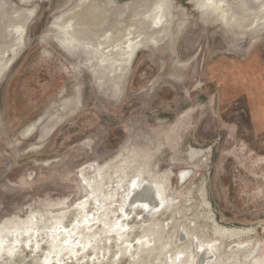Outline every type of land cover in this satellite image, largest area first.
I'll use <instances>...</instances> for the list:
<instances>
[{
  "label": "rangeland",
  "instance_id": "obj_1",
  "mask_svg": "<svg viewBox=\"0 0 264 264\" xmlns=\"http://www.w3.org/2000/svg\"><path fill=\"white\" fill-rule=\"evenodd\" d=\"M89 1L87 48L68 56L55 25ZM145 1L0 0V264H199L197 246L208 264H264L261 13L225 0L241 23L232 38L201 21L196 0H168L173 22L159 34V9L136 12ZM103 34L110 70L93 51ZM128 40L142 48L126 71L115 46ZM100 173L106 226L83 190ZM133 176L165 205L148 222L137 210L121 236L114 188ZM87 215L98 238L68 243Z\"/></svg>",
  "mask_w": 264,
  "mask_h": 264
},
{
  "label": "bare ground",
  "instance_id": "obj_2",
  "mask_svg": "<svg viewBox=\"0 0 264 264\" xmlns=\"http://www.w3.org/2000/svg\"><path fill=\"white\" fill-rule=\"evenodd\" d=\"M223 2L224 0H201V6L205 9H210L213 12H215L220 19L228 26L233 27L234 29L238 30L241 29V23L235 21V12L233 11L232 13H229L228 10H225L223 8ZM157 9L160 10V13L157 11L155 12L153 19L157 24L160 25L158 28V33L162 34L165 29L168 27L169 24V1L168 0H153V1H145L140 3L137 7V13L139 7H143L145 12L147 13V9L149 8L150 4ZM249 6H256L258 7L260 13H261V18L264 23V0H240V4L237 6L238 9H244L246 10L245 13H248V7ZM93 3L91 1L86 2V6L82 8L83 10L81 13H78L75 16L70 17L67 22L63 24V26L60 28V33L68 38L65 39L64 42H62L63 47L67 50L70 51L71 44L69 39H76L77 44L79 47L87 48V46H84L82 44V37L83 36H88V26L93 25V22L95 21L93 19L94 14L96 13L95 11L90 12V9L93 8ZM168 14V15H167ZM146 14L143 12V20L148 24L146 21ZM93 19V20H92ZM62 20V19H61ZM252 23V20H251ZM66 25V26H65ZM78 27H80L78 29ZM74 34H79L80 37H76L73 35ZM103 38V41L99 40L96 47L93 48V51L97 52L99 55H101L100 63L101 64H108L104 70H110L111 68L110 61L111 59H108L107 52L103 50V46L108 42L109 36L103 34L101 36ZM154 40V39H153ZM140 43L137 40H128L126 42V46L122 47L120 44L116 45L115 47L118 48L117 50V59H120L117 61V67L120 68L122 66H125V69L127 71L130 61L137 49L139 47ZM102 49V50H101ZM105 49V48H104ZM113 56V50L111 51ZM120 52V53H119ZM103 72V69H101ZM101 73V72H100ZM139 177H132L130 179H127L124 183L120 182L115 186V195L117 196L118 193H120V198H121V203L119 204V211L121 212L119 215V220L115 221L113 231L112 232H118L121 234V236L125 235L127 233L128 229V223H127V218L132 216L133 214H136L137 210L141 211L140 215V220L142 222H148L150 221L154 214L162 207H164V202L161 200L160 196L158 195L157 191L155 188L149 183V182H142V184H139ZM113 188V187H111ZM96 189L97 188H92L89 185H84L83 190L88 194V198L91 203L95 202L96 203V213H98V223L99 224H104L105 226L110 222H107L106 215L101 214L103 210V207L106 206V204H101V202H105L104 199L100 198L96 194ZM112 191V190H111ZM110 194L108 196V199H110ZM110 201V200H108ZM90 203V204H91ZM84 208V207H83ZM139 211V212H140ZM81 213V212H80ZM84 213V212H83ZM83 216V215H80ZM88 216V215H87ZM94 216H88L84 217L83 220L80 222L77 221L75 226L71 228L73 234L75 235V238L78 236L77 240L76 239H71L68 241V243L74 244L77 242H89L91 240H94L95 238H98L99 234L102 232V229H99L98 231H94L92 233L86 232L87 227H92L96 224L95 219H93ZM57 228H63L59 225ZM68 232V229H63V231ZM69 230V231H70ZM65 232V233H66ZM19 234V232H17ZM15 233V234H17ZM95 234H98V236H95ZM10 234H5L3 239L1 240L2 243H0V252L1 251H7V248L9 246L7 245V237H9ZM16 238V237H15ZM76 243V244H77ZM199 245V244H198ZM239 248V247H238ZM237 248V249H238ZM198 251H200V258H199V264H208L213 260V254L211 253V250L207 249L206 247H201L197 246ZM233 249H236L234 247ZM241 249V248H239ZM133 253H135L136 248L131 247ZM133 255V254H132ZM254 264H257L258 260L253 257Z\"/></svg>",
  "mask_w": 264,
  "mask_h": 264
},
{
  "label": "flooded vegetation",
  "instance_id": "obj_3",
  "mask_svg": "<svg viewBox=\"0 0 264 264\" xmlns=\"http://www.w3.org/2000/svg\"><path fill=\"white\" fill-rule=\"evenodd\" d=\"M193 1L194 0H192V3H193ZM197 1V5H198V10H196V12H197V14L199 15V17H200V19H201V21L202 22H208V21H212V22H214L215 24H217V25H219V26H221V28L224 30V31H226L232 38H234L235 37V34H234V32L236 31V29H234L233 27H230V26H228V25H226L221 19H220V17L215 13V12H213L212 10H210V9H205V8H203L202 6H201V0H196ZM224 3H225V0H224V2H223V8L225 9V10H228L229 11V13H232L233 12V10H232V8H226L225 7V5H224ZM59 19H61V18H59ZM168 19H169V24H168V29H169V26H170V23H172L173 22V16H172V14H171V10L169 11V16H168ZM58 24H60V22L58 21ZM63 26V23H61L60 24V26L59 25H55V27L57 28V31H58V36H60L59 35V33H60V28ZM54 28V27H53ZM80 27H78V29H79ZM168 32H169V30H168ZM73 35L74 36H76V37H80V35L79 34H74L73 33ZM167 35H168V33H167ZM57 36V37H58ZM74 41H75V45L76 46H71V48H70V51H67L64 47H63V43L60 41V40H58L57 38H56V42H57V45L59 46V48H60V50L62 51V52H64L66 55H68V56H72V55H74L78 50H79V45L77 44V42H76V39H74ZM141 44L139 45V47H137V49H136V51H135V55H133L134 57H132L133 58V60H132V63H130L131 65H129L130 67H128V69H127V71L132 67V64H133V62H134V60L136 59V56H137V54L139 53V51H141ZM85 49V48H84ZM131 62V61H130ZM34 127V126H33ZM33 127H31L30 129H29V132H31L32 131V129H33ZM113 165V164H112ZM111 164H108L107 166L108 167H110V166H112ZM106 166V167H107ZM98 168H99V166H98ZM131 173H133L134 174V176H139V177H143V178H145V174L143 173V172H140V171H135V170H132V172ZM99 177V179L98 180H93L92 182H91V185H89V184H85V185H89L90 187H92V188H97V185L102 181V173H100L99 175H98ZM133 176V177H134ZM142 182H146V181H144V180H141L140 179V181H139V184H142ZM101 184V183H100ZM84 186V185H83Z\"/></svg>",
  "mask_w": 264,
  "mask_h": 264
}]
</instances>
